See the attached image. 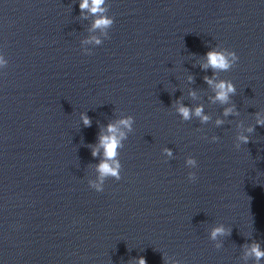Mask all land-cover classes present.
Segmentation results:
<instances>
[{
  "label": "clouds",
  "instance_id": "9594fccd",
  "mask_svg": "<svg viewBox=\"0 0 264 264\" xmlns=\"http://www.w3.org/2000/svg\"><path fill=\"white\" fill-rule=\"evenodd\" d=\"M104 3V0H81V3L79 5L81 11L87 9L89 12L92 14H101L105 11V9L102 7ZM112 24V20L100 16L97 18L94 23H93V29L96 28H106ZM96 43H99L98 40H96ZM207 58V63L203 65V67H211L214 70L219 69V70H228L229 68L232 67L233 62L238 61V56L235 52H218V51H209L206 54ZM0 64H3V60L0 59ZM206 82L209 85H213L214 89L216 90V96L215 100L220 101L221 103H226L229 94L233 93L235 91L233 85L228 82H219L213 84V81L211 79H208L207 77L205 78ZM179 113L183 116L185 120L190 118V109L184 106H180L178 108ZM202 108L197 107L195 109V115L200 117L202 121H207L209 118L208 116L202 115ZM232 110L231 109H226L225 110V115H228ZM82 121L85 126H90L91 121L90 119L86 116H82ZM217 123H221V121H217ZM257 123L264 124V120H258ZM119 125H122L125 128H131L132 124V119L129 117L127 119H122L118 122ZM107 131L109 135H104L101 136L100 139V145L104 148V155H105V161L102 162L98 166V171L100 173L101 179H103L105 176H114L117 180L120 179L119 176V168L120 165L115 161V157L117 156L118 148L121 146V140L124 138V133L119 131V128L117 125L109 124ZM119 133V135H117ZM241 139L244 140L245 143H247V138L242 137ZM167 151V150H166ZM93 156L97 155V152L94 150L92 153ZM168 155H171V152H168ZM113 161V165H110L107 161ZM187 163L189 165H193L195 161L191 158L188 159ZM194 178V177H191ZM93 187L96 189L97 192H101L102 189L100 188V185H93ZM224 228L223 227H217L213 230L211 233V236L213 239H215L218 235H223L224 234ZM247 255H253L256 257L257 260L260 258H264V251L260 250V247L258 244H254L251 246V248L248 250ZM138 264H146V261L143 257H141L138 261Z\"/></svg>",
  "mask_w": 264,
  "mask_h": 264
}]
</instances>
